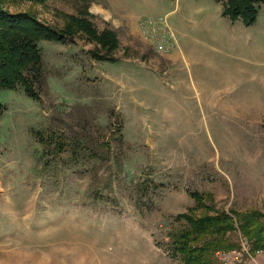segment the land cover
Listing matches in <instances>:
<instances>
[{"label":"rangeland","instance_id":"1","mask_svg":"<svg viewBox=\"0 0 264 264\" xmlns=\"http://www.w3.org/2000/svg\"><path fill=\"white\" fill-rule=\"evenodd\" d=\"M0 6L64 34L39 43L48 76L40 100L22 86L0 91V264H182L168 232L196 205L192 192H210L206 202L227 211L264 212V5L250 25L223 16L218 0ZM70 16L116 31L118 61L92 56V33L65 34ZM162 18L177 37L167 50L154 41L161 28L142 27ZM115 114L124 143L119 122L108 127ZM83 123L98 140L88 161L40 140ZM239 237L241 249L219 252L221 262L264 264V250L252 254Z\"/></svg>","mask_w":264,"mask_h":264},{"label":"trees","instance_id":"2","mask_svg":"<svg viewBox=\"0 0 264 264\" xmlns=\"http://www.w3.org/2000/svg\"><path fill=\"white\" fill-rule=\"evenodd\" d=\"M218 1L224 3L223 16L242 21L246 25L256 20L264 5V0ZM70 18L72 23L69 22L62 29L65 34L75 35L79 31L92 33L100 44L92 52V56L98 60L118 61L113 56L119 44L116 31L107 29L96 33L88 19ZM63 38L61 31L40 21L31 13L6 12L0 6V91L22 86L27 96L40 100L48 89V76L39 43L41 40L62 41ZM4 109L0 103V117ZM115 117L110 116L108 127L111 128L117 120L120 140L124 143L122 121L118 114ZM90 127L91 124L88 126L83 123L79 130L73 128L70 134L64 128H55L51 133L41 135L40 140L45 145H53L57 151L69 150L75 163L88 161L98 147V140ZM104 145L109 147L108 153H111V144L107 142ZM107 149H102L101 152L106 154ZM191 195L196 205L189 212L177 214L175 219L180 225L168 232L171 254L182 264H223L219 252L241 249L239 232L249 241L252 254L256 250H264V212L257 209L227 211L214 203L206 202L214 200L210 192L194 191ZM199 209L202 210L201 214L192 213Z\"/></svg>","mask_w":264,"mask_h":264},{"label":"built area","instance_id":"3","mask_svg":"<svg viewBox=\"0 0 264 264\" xmlns=\"http://www.w3.org/2000/svg\"><path fill=\"white\" fill-rule=\"evenodd\" d=\"M142 27L145 29L146 33H149V35H152V32L148 29L151 28L153 31H157L159 28L162 29L163 34L160 39H154L156 45L158 46L159 50H167L171 48L172 46H175L177 44V37L172 29V27L167 23L165 19H150L148 21H145L142 23ZM150 36H146L148 39ZM150 42H154L152 40H149ZM226 254V253H225ZM220 256V255H219ZM222 258L225 257V255H221Z\"/></svg>","mask_w":264,"mask_h":264}]
</instances>
